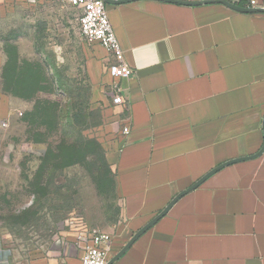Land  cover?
I'll return each instance as SVG.
<instances>
[{
	"label": "crops",
	"instance_id": "0c3cea01",
	"mask_svg": "<svg viewBox=\"0 0 264 264\" xmlns=\"http://www.w3.org/2000/svg\"><path fill=\"white\" fill-rule=\"evenodd\" d=\"M12 1H2L0 11ZM108 1H115L106 9L135 72L119 81L126 104L113 106L115 59L85 42L91 108L111 116L105 146L121 209L107 232L114 237L110 259L178 194L248 158L203 180L114 264H264V154L256 157L264 146V13L219 2ZM224 1L264 9V0H252L256 8L251 0ZM18 3L31 21L47 25L61 9L60 0ZM69 9L81 17L82 10ZM6 60L0 57V110L9 115ZM82 249L73 235L59 259L34 256L22 264H81ZM0 264H20L2 244Z\"/></svg>",
	"mask_w": 264,
	"mask_h": 264
},
{
	"label": "rangeland",
	"instance_id": "374dc122",
	"mask_svg": "<svg viewBox=\"0 0 264 264\" xmlns=\"http://www.w3.org/2000/svg\"><path fill=\"white\" fill-rule=\"evenodd\" d=\"M60 1L50 25L31 21L18 0L0 11V55L7 57L6 89L13 93L11 114L0 110V244L20 264L34 256L59 259L83 231L109 232L121 209L105 146L108 112L93 115L99 125L70 131V140L37 126L36 100L60 95H51L49 75L73 93L89 94L80 17Z\"/></svg>",
	"mask_w": 264,
	"mask_h": 264
},
{
	"label": "built area",
	"instance_id": "2783aa9c",
	"mask_svg": "<svg viewBox=\"0 0 264 264\" xmlns=\"http://www.w3.org/2000/svg\"><path fill=\"white\" fill-rule=\"evenodd\" d=\"M5 0H0V3ZM70 7L82 10L80 17V31L84 41L88 44L98 43L105 48L109 55L114 57L115 63L110 66L109 72L114 79L111 85V102L120 107L126 104L121 95L120 80H129L134 70L126 62L122 49L113 30L104 0H65ZM221 1V0H212ZM251 7L256 8V1H250ZM124 134L129 128H124ZM83 244L81 264H107L113 251L114 237L107 232L83 231L77 237Z\"/></svg>",
	"mask_w": 264,
	"mask_h": 264
},
{
	"label": "trees",
	"instance_id": "16d2710c",
	"mask_svg": "<svg viewBox=\"0 0 264 264\" xmlns=\"http://www.w3.org/2000/svg\"><path fill=\"white\" fill-rule=\"evenodd\" d=\"M8 64L4 69L3 72V80L6 79V72L8 70ZM50 81L52 85V94L55 96L56 92H60V95H58V99L52 100L49 99H37L34 107L35 114L40 116L37 121L39 122V125L37 124V121L31 120L28 121L31 123V125H36L41 129H46V131L49 133V135H52L53 132L57 133L60 137H65L66 140H70L69 137L70 131L76 133L78 129L81 128H88V127H94L99 125V122H95L97 119L93 118V115H99L102 113L101 109L91 110V90L90 85L88 84L87 87H89V94L87 97L84 98L81 94L73 93L70 89L62 87L60 80L58 79V76L56 78H51L50 80L47 79L45 83L48 85V82ZM6 86V82L4 81L3 89L4 91H8ZM63 89H66L63 90ZM37 91H32V94L35 96ZM59 94V93H58ZM63 95L65 96V99L63 98ZM63 100L65 102L63 103ZM83 105H85L87 114L85 116L82 114ZM48 141V139H42V141Z\"/></svg>",
	"mask_w": 264,
	"mask_h": 264
},
{
	"label": "water",
	"instance_id": "95a60500",
	"mask_svg": "<svg viewBox=\"0 0 264 264\" xmlns=\"http://www.w3.org/2000/svg\"><path fill=\"white\" fill-rule=\"evenodd\" d=\"M164 1V0H163ZM169 2H172V3H180V4H186V5H199V4H211V3H220V4H223L225 5L226 7L234 10V11H237V12H243V13H264V9H244V8H241L237 5H234L230 2H226L224 0H221V1H207V2H204V3H184L182 1H178V0H167ZM104 2L106 3H113L115 1H108V0H104ZM263 131H264V123H263ZM264 154V146L262 148V150L258 153V155H256V157H260ZM254 157V158H256ZM245 160H248V158H243V159H238L236 161H232V162H229V163H225L224 165L218 167L217 169H215L214 171H212L209 175H207L204 179H202L201 181H199L197 184H195V186L191 187L190 189L184 191L183 193L181 194H178V196L173 199V201L157 216L155 217L151 222H148V224L143 227L140 231H138L132 238L131 240L125 245V247L120 250L119 253H117L112 259L109 260V262L107 264H114L115 262H117L119 259H121L125 254L126 252L134 245V243L141 237L143 236L147 231H149L153 226H155L163 217H165L168 212L171 210V208L183 197L185 196L186 194H188L189 192L191 191H195L196 188H198L203 180H205L207 177L211 176L212 174L216 173L217 171L225 168L226 166L230 165V164H233V163H236V162H240V161H245Z\"/></svg>",
	"mask_w": 264,
	"mask_h": 264
}]
</instances>
